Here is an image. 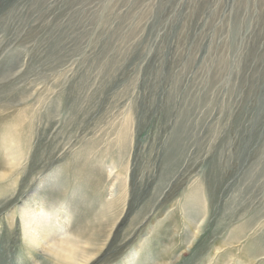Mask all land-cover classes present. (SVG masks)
Returning <instances> with one entry per match:
<instances>
[{
    "label": "rangeland",
    "instance_id": "rangeland-1",
    "mask_svg": "<svg viewBox=\"0 0 264 264\" xmlns=\"http://www.w3.org/2000/svg\"><path fill=\"white\" fill-rule=\"evenodd\" d=\"M76 234L264 264V0H0V264Z\"/></svg>",
    "mask_w": 264,
    "mask_h": 264
},
{
    "label": "bare ground",
    "instance_id": "bare-ground-1",
    "mask_svg": "<svg viewBox=\"0 0 264 264\" xmlns=\"http://www.w3.org/2000/svg\"><path fill=\"white\" fill-rule=\"evenodd\" d=\"M9 152L11 153L12 156H14L16 160L18 159L19 156L15 154V151L13 152L11 150ZM14 164L15 161L13 162V165ZM38 215H42V218L38 219L37 218ZM45 217L46 216L42 213H36L32 216V218H30L28 226L32 225V223L36 224V227L34 228L35 230L34 234L32 235L33 238H36L37 236L36 234L38 233V230L40 229L48 230L49 219L48 218L45 219ZM92 235L95 237L97 236L94 233H92ZM43 239L48 240L49 234L46 233ZM93 240H94L93 238L86 239V235L84 234H76L74 236L73 235L65 236L61 238L58 242L52 243V245L48 244L49 253L52 258L47 264H85L90 260V258H88L89 253L83 247L86 245H90Z\"/></svg>",
    "mask_w": 264,
    "mask_h": 264
}]
</instances>
